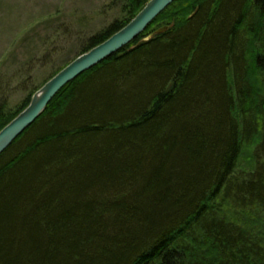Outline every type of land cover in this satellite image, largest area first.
<instances>
[{"label": "trees", "instance_id": "1", "mask_svg": "<svg viewBox=\"0 0 264 264\" xmlns=\"http://www.w3.org/2000/svg\"><path fill=\"white\" fill-rule=\"evenodd\" d=\"M0 264H264V0H175L64 86L0 155Z\"/></svg>", "mask_w": 264, "mask_h": 264}, {"label": "rangeland", "instance_id": "2", "mask_svg": "<svg viewBox=\"0 0 264 264\" xmlns=\"http://www.w3.org/2000/svg\"><path fill=\"white\" fill-rule=\"evenodd\" d=\"M124 0H0V105L16 109L87 41L119 19Z\"/></svg>", "mask_w": 264, "mask_h": 264}, {"label": "water", "instance_id": "3", "mask_svg": "<svg viewBox=\"0 0 264 264\" xmlns=\"http://www.w3.org/2000/svg\"><path fill=\"white\" fill-rule=\"evenodd\" d=\"M174 1L149 0L126 26L101 44L77 56L37 89L32 94L27 107L0 130V155L39 118L50 101L64 86L135 40ZM165 31L166 28H163L155 34L158 35ZM153 35L146 37L144 41L150 40Z\"/></svg>", "mask_w": 264, "mask_h": 264}]
</instances>
